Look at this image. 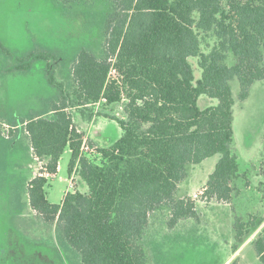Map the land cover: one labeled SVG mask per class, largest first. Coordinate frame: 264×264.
Segmentation results:
<instances>
[{"label":"trees","instance_id":"trees-1","mask_svg":"<svg viewBox=\"0 0 264 264\" xmlns=\"http://www.w3.org/2000/svg\"><path fill=\"white\" fill-rule=\"evenodd\" d=\"M55 1L71 14L75 5L94 0ZM100 6L95 14L103 18L102 49L80 48L67 82L56 77L58 56L52 49L17 53L0 40L2 60L9 63L4 74H29L44 62L56 91L46 110L11 119L17 130L8 142L12 146L25 134L34 156L52 174L70 147L69 175L77 168L89 191H69L61 203H52L41 171L27 192L32 209L55 225L59 242L79 264H152L145 237L157 210L170 209L172 228L184 219L199 220L195 199L177 197L190 167L219 154L202 198L230 202L239 193L237 181L246 175L234 145L231 82L238 79L243 101L252 84L264 80V0H103ZM208 34L216 43L205 53ZM194 56L202 69L197 81L189 60ZM202 96L218 103L201 107ZM102 102L123 106V116L102 114L117 120L123 133L108 147L96 145V162L85 153L87 135L69 108ZM263 221L248 228L237 221L235 251ZM254 245L264 264V235ZM231 264L241 263L236 258Z\"/></svg>","mask_w":264,"mask_h":264},{"label":"rangeland","instance_id":"rangeland-1","mask_svg":"<svg viewBox=\"0 0 264 264\" xmlns=\"http://www.w3.org/2000/svg\"><path fill=\"white\" fill-rule=\"evenodd\" d=\"M98 2L100 5L103 0L82 2L73 7L71 14H66L55 0H0V40L17 53L33 47L52 49L58 56L54 65L51 62L56 77L58 81L67 82L80 48L97 52L102 49L105 38L100 23L103 18L102 14H95L98 9L102 11ZM215 43L216 38L208 34L202 42V50L208 53ZM2 58L5 57L0 52V143L4 141L0 144V264H79V259L59 242L55 225L47 224L30 205L28 183L41 171L48 173L44 164L34 156L25 134L18 138L14 135L16 141L12 146L8 142L13 138L12 130H17L11 128V119L31 110H46L56 91L47 81L44 62L29 74H4L9 63ZM189 60L197 81L202 76L199 57ZM228 62L233 64V54L229 55ZM231 84L238 96V79ZM261 97L248 102V127L237 133L240 172L246 175L237 181L239 193L230 202L202 198L219 154L190 167L177 197L195 199L199 220L184 219L172 228L168 225L170 209L157 210L150 218L145 237L152 264H231L236 258L241 264H262L254 241L264 235V221L235 251L237 221L247 223L248 228L251 222L264 218V132L255 113L261 111L258 101ZM103 103L69 108L75 124L87 135L84 151L96 162L100 161L96 145L108 147L123 133L117 120L102 116H123V106L117 103L106 107ZM217 103V99L200 98L201 107ZM236 109L237 113L241 110L240 106ZM71 158V149L67 147L57 173L46 176L47 197L52 203H61L69 191H89L77 168L69 175Z\"/></svg>","mask_w":264,"mask_h":264},{"label":"crops","instance_id":"crops-1","mask_svg":"<svg viewBox=\"0 0 264 264\" xmlns=\"http://www.w3.org/2000/svg\"><path fill=\"white\" fill-rule=\"evenodd\" d=\"M231 86H232V84H231ZM232 91H233V89H232ZM239 93H240V90H239ZM233 95H234V97L236 99V103L234 105V133H235L234 145H235L236 151H238V146H237V143H236L237 142L236 141L237 133L240 130H246V128L248 127V124H247V122H248L247 121L248 120L247 119L248 111H247L246 106H247L248 102H251L252 100L257 99L258 96H262L258 100V101L261 102L260 103L261 111H255V113L258 116V120L260 122L259 124H260L261 131L264 132V98H263V95H264V80L255 81L252 84V86H251L250 94H249L248 98L243 100V101L239 100V98H238L239 94H238V96H235V94L233 92ZM239 106H240L241 110H240L239 113H237V111H236L237 109L236 108L239 107ZM260 117H262V118L260 119ZM250 118H251V114L249 112V119ZM92 136H93L92 138H95L96 141L98 140L97 136H94V135H92ZM263 137H264V133H263ZM59 166H60V164H59ZM180 185H181V183H180ZM180 185H179V188H180Z\"/></svg>","mask_w":264,"mask_h":264},{"label":"built area","instance_id":"built-area-1","mask_svg":"<svg viewBox=\"0 0 264 264\" xmlns=\"http://www.w3.org/2000/svg\"><path fill=\"white\" fill-rule=\"evenodd\" d=\"M114 71H115V70H114ZM84 147L87 148V146H86V141H85V143H84V145H83V149H84ZM44 175H45V176H48L49 173H45Z\"/></svg>","mask_w":264,"mask_h":264}]
</instances>
